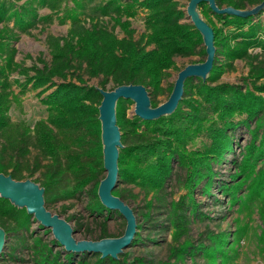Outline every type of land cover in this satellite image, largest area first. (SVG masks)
Returning <instances> with one entry per match:
<instances>
[{
    "label": "trees",
    "instance_id": "obj_1",
    "mask_svg": "<svg viewBox=\"0 0 264 264\" xmlns=\"http://www.w3.org/2000/svg\"><path fill=\"white\" fill-rule=\"evenodd\" d=\"M215 1L218 6L245 8L261 0ZM40 7L49 11L40 13ZM197 8L214 32L215 54L205 79L186 77L175 109L157 118L128 115L130 98L118 97L115 107L123 145L119 147L117 183L112 193L129 204V196L138 194L120 183H131L139 186L145 198L138 210L141 221L131 206L136 231L129 244L146 240L157 245L161 233L171 232L168 257L155 260L135 255L130 259L121 252L111 257L64 247L53 250L39 236L27 244L25 237L18 235L20 245L35 253V264H230L243 232L237 216L238 225L231 235L228 229L206 227L192 238L186 229L191 217L206 216L195 197L196 190L219 203L212 191L215 186L227 196L228 209L238 204L243 211L255 200L264 204V6L245 16L215 12L203 0ZM140 13L144 29L136 35L131 18ZM104 15L123 35L98 20ZM185 17L179 0H0V171L16 179L37 173L33 180L44 187L46 207L85 193L89 213L102 215L93 239L122 234L124 228L116 235L108 231V217L120 212L105 206L97 194L105 175L98 118L102 95L97 86L143 83L151 104H158L157 96L165 90L169 95L172 89L173 83L166 89L162 80L176 56L198 55V61L206 57L201 33ZM54 18L69 21V25L65 34H46L49 60L38 56L42 65L18 62L14 40L21 32L29 33ZM255 47L259 51L253 52ZM237 58L248 66L242 82L218 80L224 71L234 68ZM14 71L23 79L11 78ZM83 74L99 77L98 83H86ZM13 82L19 91H14ZM27 88L37 90L46 111L32 125L24 119L13 121L8 113L12 101ZM242 126L250 133L249 141L240 157H231L234 171L228 178H220L215 165L228 159L235 132ZM173 162L182 170L177 178L185 191L168 199L166 182ZM61 205L63 211L68 207ZM30 217L24 206L0 196V226L5 239L11 231L28 230ZM80 225L78 221L76 227ZM142 226H146L145 236L140 232ZM17 241L9 245L13 252ZM52 241L60 244L55 238ZM4 246L5 241L0 259L6 254Z\"/></svg>",
    "mask_w": 264,
    "mask_h": 264
},
{
    "label": "rangeland",
    "instance_id": "obj_2",
    "mask_svg": "<svg viewBox=\"0 0 264 264\" xmlns=\"http://www.w3.org/2000/svg\"><path fill=\"white\" fill-rule=\"evenodd\" d=\"M180 5L183 9L186 8L188 0H179ZM68 3H71V0H67ZM88 7L90 4H87ZM40 13L49 11L46 7H40ZM186 14V12H185ZM264 18V14L261 16ZM88 19V18H87ZM189 20V17L184 18ZM98 20L103 22L109 29H112L117 35H123L120 27L115 25L112 27V20L107 16H101ZM219 24V21H216ZM89 23V21H87ZM69 25L67 22H59L54 18L51 22L47 23L44 26H38L31 29L29 33L21 32L16 40H14V45L16 47L15 59L18 62L23 63V65H31L37 63L42 65V61L38 60L40 56L43 60L48 61L50 58L48 45L46 42V34L53 33L55 35L65 34ZM131 26L135 28V34L137 35L144 29V23L142 18V13L131 18ZM253 52L259 51V47L252 49ZM199 59L198 55L190 56H176L174 58V65L168 69V74L163 78L162 84L163 87L167 89V86L171 83H174V80L177 76V72L184 67L186 64L191 62H197ZM248 66L244 59L237 58L234 60V68L224 71L218 80L228 81V82H242L241 76L247 73ZM20 77L23 79V75H20L17 71H14L11 74V78ZM70 77V76H69ZM85 82L89 84H97L99 77H88L86 74H83ZM56 81L60 79L55 78ZM29 86V85H28ZM110 83H106V87L110 88ZM12 87L14 91H19V86L13 82ZM50 90V89H49ZM47 90V91H49ZM45 91L44 93H46ZM168 91H164L157 96V99L160 102L167 99ZM39 95L37 90L32 88H27L26 91L20 93L18 100H13L8 113L11 120L18 121L24 119L27 123L31 125L35 122L36 119L46 115L45 106L39 101ZM134 109V102L128 103L126 109L127 114L131 115ZM250 133L244 127H239L234 135V147L233 151L228 152L227 160L225 162L215 165L217 172L219 173L220 178H228L229 173L234 171V165H232L230 159L233 155L236 157L241 156V149L244 144L249 141ZM199 138L196 139L197 143ZM182 170L179 169L177 164L173 162V172L170 178H168L166 184L167 198H178L179 195L185 191V187L181 182L178 181V173ZM37 173L30 176L29 178L34 179ZM122 186L131 187L133 193H137V196H129L127 201L129 204L135 208L136 214L141 221V216L138 214L139 208L144 204L145 198L143 192L140 190L138 185H133L131 183H120ZM212 191L219 198V203L214 201L213 196H208L201 193L199 190L195 191V197L201 204V211L206 214L205 217L194 216L191 217L190 222L187 225L186 232L193 237H198V234L201 230L206 227H210L214 231L228 229L230 235L236 227L237 221L235 217L239 219V223L243 226V232L239 241L235 243L236 252H234L230 264H264V204L258 200H255L253 205L250 208H244L243 211H239L238 204L231 205V208H227V196L222 192L216 189L214 186ZM87 197L83 193L78 198L68 199L64 201H58L55 203H50L47 205L53 212H57L66 220H68L71 225L74 227L73 235L77 239L81 238H90L93 239L96 236V233L99 229V223L102 219V215L95 216L89 213V210L86 208ZM62 203L68 204V207L65 211L62 210ZM125 218L114 212L107 219L108 231L113 235H116L118 232L122 231L124 228ZM78 221L82 222V225L76 227ZM238 225V223H237ZM146 226L140 228L142 236L146 234ZM18 235H23L26 239L27 244H31L33 241V236H39L52 246L53 250L62 249L63 245L53 242L54 236L49 227L43 226L38 220L30 217V223L28 230L18 229L17 232H9V235L5 239L6 246L5 256L0 259V264H35L34 263V252L29 246L20 245L17 241ZM185 235L181 236L183 239ZM171 232H164L160 235V244H151V242L144 240L145 242H137L135 244H129L124 247L121 251L125 253L128 258H132L135 255H146L147 258L153 259H166L168 257V243L171 241ZM231 239V238H230ZM15 240L19 243L16 250L10 249L9 245L11 243L15 244ZM11 252L10 255L8 252ZM186 261L189 263L190 258L187 256ZM200 262H203L200 259Z\"/></svg>",
    "mask_w": 264,
    "mask_h": 264
},
{
    "label": "water",
    "instance_id": "obj_3",
    "mask_svg": "<svg viewBox=\"0 0 264 264\" xmlns=\"http://www.w3.org/2000/svg\"><path fill=\"white\" fill-rule=\"evenodd\" d=\"M202 0H188L185 12L189 20L199 30L205 46L206 57L197 62H191L182 67L174 80L172 89L164 101L152 105L147 88L143 83H121L113 88L97 86L102 97L98 105L100 120V138L102 142L103 167L105 175L100 179L97 194L101 202L112 209H117L125 218L123 233L118 236H105L99 239H77L73 233L71 223L57 212L51 211L44 203V187L37 181L26 177L13 178L10 173L0 171V196L8 198L18 207L24 206L43 226L51 229L52 234L66 250L100 252L101 256L117 257L124 247L128 246L136 231L135 213L127 202L112 193L117 183V159L119 147L123 144L121 131L116 122V100L118 97L130 98L134 102L133 113L144 119L157 118L160 115L172 112L182 97L183 85L186 77L200 76L205 79L210 71L214 54V32L212 26L203 18L197 8ZM210 8L218 13H231L240 16L256 13L264 6V0L245 7L238 8L232 5L218 6L215 0H203ZM5 241V231L0 226V253Z\"/></svg>",
    "mask_w": 264,
    "mask_h": 264
}]
</instances>
